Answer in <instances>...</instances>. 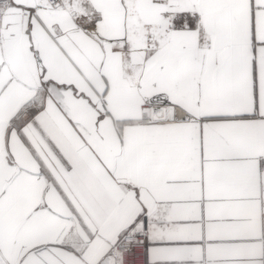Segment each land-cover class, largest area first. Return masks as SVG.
<instances>
[{
  "label": "snow or ice",
  "instance_id": "snow-or-ice-1",
  "mask_svg": "<svg viewBox=\"0 0 264 264\" xmlns=\"http://www.w3.org/2000/svg\"><path fill=\"white\" fill-rule=\"evenodd\" d=\"M0 264H264V0H0Z\"/></svg>",
  "mask_w": 264,
  "mask_h": 264
}]
</instances>
